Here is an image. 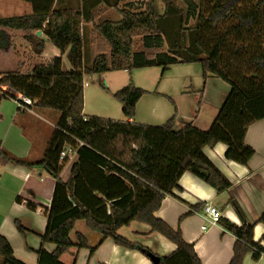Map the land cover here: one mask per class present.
I'll list each match as a JSON object with an SVG mask.
<instances>
[{
    "label": "trees",
    "instance_id": "obj_1",
    "mask_svg": "<svg viewBox=\"0 0 264 264\" xmlns=\"http://www.w3.org/2000/svg\"><path fill=\"white\" fill-rule=\"evenodd\" d=\"M21 1L30 3L33 13L0 18V37L5 29L34 38L35 32L43 31L61 54L67 53L72 67L64 72L59 57L36 66L29 75L19 71L0 73V103L14 98L8 94L10 90L30 98L33 106L60 114L40 161L18 158L5 151L0 141V154L8 162L42 167L55 180L47 228L37 252L38 264H62L60 257L72 247H88L82 235L78 234L77 243L70 238L79 220L102 233L103 239L111 238L120 246L150 256L146 249L118 234L121 227L133 221L146 223L152 232L160 233L177 247L153 264H202L181 229L172 228L155 212L165 196L173 195L185 172L218 193L231 188L230 181L205 156V147L224 143L226 159L243 166L254 156L245 136L253 123L264 119V0H182L184 6L175 0H162L163 13L158 11L155 0H147L142 9H133L134 5L120 8L121 0H81L79 9L68 11H53L55 0ZM101 5L115 9L120 20L93 24L91 43L96 56L90 63L83 24L94 21L95 10ZM231 21L236 30L229 40L236 39L238 44L231 46L228 42L231 47H223L217 36ZM187 64L201 67V96L211 76L231 88L209 130L186 123L177 131L176 115L162 126L83 116L85 76L115 71L132 74L134 70L153 67L166 72L172 66ZM231 66L236 69L235 75L231 74ZM146 93L130 77V84L114 93V98L122 105L124 116L133 118L138 101ZM67 147L75 150L77 158L68 179L63 180L61 154ZM17 200L22 202L21 198ZM233 204L243 216L239 205ZM27 207L36 210L37 204L28 201ZM199 209L200 206L191 207L186 216ZM218 223L235 238L229 264H243L249 254L254 261L264 255V248L253 238L255 224L238 226L222 218ZM258 223L264 224V213ZM15 224L24 235L27 230L23 225ZM46 244L54 245L55 250L47 252ZM0 264H24L1 235Z\"/></svg>",
    "mask_w": 264,
    "mask_h": 264
},
{
    "label": "crops",
    "instance_id": "obj_2",
    "mask_svg": "<svg viewBox=\"0 0 264 264\" xmlns=\"http://www.w3.org/2000/svg\"><path fill=\"white\" fill-rule=\"evenodd\" d=\"M131 2L132 0H121L119 7L121 8L122 4V8L130 6ZM0 3L2 12L9 11L15 14L1 15L3 17H24L33 13L30 3L27 4L31 10L16 0H0ZM80 5L81 0H55L52 10H76ZM88 27L91 29L88 30ZM1 31L0 73L19 71L29 75L36 66L47 64L59 57L62 61V70L64 72L72 70L67 53L61 54L43 31L35 32V38L25 32L7 29ZM83 31L84 39L89 38L91 34L92 40L93 29L89 23L83 24ZM26 59H29L28 63L32 65L29 69ZM105 74H99L98 81L103 80L106 83L104 87L108 90L107 93L116 92L119 87H116L111 76ZM130 75L134 77L133 73ZM163 76L162 74L161 77ZM173 82H175L173 88L168 86L166 91L163 90V85H160L161 81L159 85L155 82L141 85L142 88L135 83L136 87L147 93L138 101L133 118L124 116L120 103L114 115H111L109 109L103 110L104 112L93 111L91 114H97L99 115L97 117L103 119L149 126H162L176 115L177 131L186 123H192L202 131L209 130L230 93V86L221 79L211 76L207 79L201 96L203 85L201 75H198L196 80L187 73L176 74ZM87 84L89 86V83ZM89 92L84 88L83 116L86 118L96 117L87 115ZM93 92L97 93V99H100V91ZM59 117L60 114L53 110L36 106L24 110L19 109L13 99L1 101L0 141L3 149L18 158L40 161ZM245 143L255 151L247 166L226 159L227 146L224 143L203 149L205 156L230 181L229 190L218 193L200 178L185 172L180 177L173 195L165 196L155 212L157 218L172 228L181 229L184 240L194 246L202 264H229L235 243L234 236L219 223L215 225L207 223L208 206L217 208L222 219L238 226L246 223L255 224L254 241L264 248V224L258 223L264 213V119L248 128ZM76 158L75 153L62 163L63 180L68 179L71 165ZM54 187L55 180L44 168L19 166L8 162L0 154V235L8 240L15 257L24 264H38L37 252L42 248V236L47 228V210L51 205ZM18 198H21L22 202L18 201ZM28 201L36 203L37 209H29ZM233 202L239 205L243 216L238 213ZM195 206H200L199 211L186 216L191 207ZM16 222L21 223L27 230L24 235L18 231ZM204 225L206 229L202 230ZM78 234L86 239L88 247L82 249L72 247L60 257L62 264H153L158 259L169 256L177 248L165 236L152 232L148 224L137 221L121 227L118 234L146 249L150 256L139 250L120 246L111 238L103 239L102 233L89 229L83 220L75 223L70 234L72 242L77 243ZM44 248L49 253L55 250L52 244H46ZM92 249L95 250L93 253ZM243 264H264V255L259 261H254L249 254Z\"/></svg>",
    "mask_w": 264,
    "mask_h": 264
},
{
    "label": "rangeland",
    "instance_id": "obj_3",
    "mask_svg": "<svg viewBox=\"0 0 264 264\" xmlns=\"http://www.w3.org/2000/svg\"><path fill=\"white\" fill-rule=\"evenodd\" d=\"M17 2L21 3L23 6H26L27 8L31 7L29 4L21 1V0H16ZM147 0H132L131 4L134 5L133 9H142L144 7V4ZM156 4H157V8L158 11L160 13H163L164 9H165V5L162 2V0H155ZM177 5L179 6H184L185 3L182 0H175ZM1 4V3H0ZM123 5V4H122ZM121 5V8H122ZM208 6V4H207ZM3 10L0 9V17H3L1 15H15L12 12H2ZM105 20H111V21H119L120 20V15L118 14V12L115 9L112 8H108L104 5H101L100 7H98L95 10L94 13V21L89 23L92 26L93 29V24H100ZM229 25H227L225 31L223 34H218V38L217 41L219 43V45L221 46H230L229 44H227L228 42H231L232 45L231 46H237L238 44V40L234 39V40H229V35L231 33H233V31H235L236 29H233L235 27V23L234 21L228 22ZM91 27H88V30H90ZM229 29H233L232 31H230V33H227V30ZM228 34V35H226ZM91 34L89 36V38L84 39V46L86 49V53H87V59L89 60V62L91 63L94 58H95V53H94V49L92 48L91 45ZM230 46V47H231ZM227 48V47H226ZM25 53V52H24ZM26 58V57H25ZM26 62H30L29 59H26ZM29 64V65H28ZM27 65V69H29L32 65L30 63H28ZM184 66H191V67H184ZM11 68V67H9ZM22 69V68H20ZM230 71L231 74L233 73L235 75L236 73V69L234 67H230ZM134 74V77H132L133 79V83L137 84L138 87H143L141 85H146L147 83H154L158 84L161 81L160 85H163V90H167L168 86H171L173 88L175 82H173V78L176 76V74H181V73H187L188 75H190L191 77L196 78L198 75L202 76L201 73V67L199 64H194V65H177V66H172L170 69H168L166 72L163 71V68L160 67H153V68H147V69H139V70H134L132 72ZM164 75L163 78L161 77V75ZM106 76H111L113 78V81L115 82V85H117L116 87H119V90L124 89L125 87H127L130 84V77L132 75H130V73H128L127 71H115V72H108L105 74ZM90 76V77H89ZM89 76H85L84 79V88L85 90H89V97H88V104H87V111H88V116H99L97 114H91V112L93 111H101L104 112L103 110H110L111 115H114V113L118 110V103L115 98H114V93H116L117 91H119L118 89H116L114 93H107V89L104 87V85H106V83L102 80V82L98 81V77L99 74H93V75H89ZM108 80H106L107 82ZM86 83H89V86L86 85ZM102 83V85H101ZM135 84V85H136ZM258 84H262L261 82H258ZM122 85V86H121ZM136 85V86H137ZM90 88V89H89ZM94 90H99L100 91V99H97V93H94ZM98 114H102L101 112H97ZM120 121V120H118Z\"/></svg>",
    "mask_w": 264,
    "mask_h": 264
},
{
    "label": "built area",
    "instance_id": "obj_4",
    "mask_svg": "<svg viewBox=\"0 0 264 264\" xmlns=\"http://www.w3.org/2000/svg\"><path fill=\"white\" fill-rule=\"evenodd\" d=\"M7 92L9 95H12L14 97L13 100L16 101L19 109L28 110L34 104V102L28 97H25L18 93H14L10 90H7ZM75 153H76L75 150H73L71 147H67L61 154V162L67 161L68 159H70L72 155H75ZM220 218H221V213L219 212L217 208L211 207V206L207 207V218H206L207 223L211 225H215L218 223ZM205 229H206V225L202 227V230H205Z\"/></svg>",
    "mask_w": 264,
    "mask_h": 264
}]
</instances>
